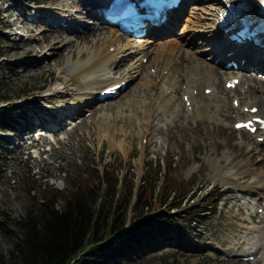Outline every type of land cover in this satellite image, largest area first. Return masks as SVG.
<instances>
[{
    "label": "rangeland",
    "instance_id": "obj_1",
    "mask_svg": "<svg viewBox=\"0 0 264 264\" xmlns=\"http://www.w3.org/2000/svg\"><path fill=\"white\" fill-rule=\"evenodd\" d=\"M34 1L33 3L32 0H0V63H8L10 66V69H4L2 72L5 81L3 89H7L13 95L18 93V97L12 102L24 109L21 117L18 118L19 125H15L19 130L18 134L13 137L7 131V139L11 143L7 146V150L11 152L6 153L1 162V223L8 217L17 219L24 213L29 200L27 185L24 182L28 177L33 181L31 185L34 194L41 193L44 183L65 189L73 176L83 175L92 168L102 170L107 167L110 171L117 172L121 180L119 186L122 183L129 185V180L138 184L142 177L154 173L150 164L153 163L155 167L160 161L162 164L160 179L166 170L170 176L181 177L192 183L194 191L199 195L209 191V194L221 193L222 197L217 201L215 209L199 225L194 238L185 235L186 238L177 245L162 247L133 261H124L120 264H263V257L255 261L241 259L243 254L248 253L242 248L246 245L245 238L242 237L245 234L244 230L254 226L261 227L264 231V218L256 214L255 207L248 203L252 200L250 197L252 193H248L245 187L242 189L228 181L212 179L211 175L213 161L217 160L216 164L220 168H225L229 165L227 163L230 157L233 158V163L250 159L257 170H264V144L245 131L234 130L232 128V122L235 120L234 112L230 111L225 112L228 116L226 119L222 117L211 119L209 116L213 111L197 119L180 117V114L171 119L170 115L162 113L159 131L148 137L145 136L149 132V128H146L148 119L145 116V108L158 104L160 110H164L160 102L162 88L153 85L152 77L148 85L144 84L145 86L141 85L143 82L141 79L134 77L115 98L108 101L94 100L89 104L78 105L76 110H71L73 99L78 96L84 97L83 93L89 92L78 74L63 70L64 63L59 64L58 61H54L58 47L57 40L49 46L41 35L54 34L46 30L54 20L56 25L66 24L63 32L55 30L58 31L55 34H58L59 38L69 36L72 39L75 32L67 30V23H73L75 27L79 24L92 27L99 23H93V19L83 12L84 9L80 5L81 12L76 15L83 17L74 21L73 19L78 17L73 14L71 17H64V20L68 19L67 22L63 20L59 22L57 18H63L62 8H59L61 5L50 4V0ZM197 4L204 6L213 3L206 0ZM22 7L28 10L27 14L23 13ZM205 11H208L207 8L198 12V15L201 13V19ZM193 14L188 11L168 37L181 39V36L189 32L188 30L201 35L199 24L191 22H197ZM27 17L30 20H27ZM100 26L110 27L105 24ZM105 30L104 28L101 31ZM84 42L88 44V48L91 46L90 39ZM181 44L184 48L189 46L185 42ZM109 50L112 52L113 46ZM58 52L62 50L59 49ZM206 56L208 60L209 57ZM66 58L65 55L64 61ZM128 59L112 70V74L119 75L114 80L122 77V69L130 62ZM251 72L243 70L246 74ZM150 73L154 77L155 67L150 68ZM251 74L254 76V73ZM225 76L226 74L221 76V83ZM257 78L264 80L260 76ZM22 87L27 93L20 94ZM138 87L140 89H137ZM247 87L248 83H241L237 89L243 90ZM174 91L175 88H171V92ZM90 94L94 95L95 91L90 90ZM230 98L229 94L226 97L229 106ZM136 99L139 100L138 106ZM177 100H181L180 93ZM212 100L209 94H205L201 102L213 105ZM107 103L111 105L116 103L120 106L121 112H116L115 107H108ZM97 107L102 109L97 110ZM43 109L47 112L43 113ZM65 111L67 114L64 117L67 122L78 117L82 120L70 130L62 128L56 131L49 139L42 137L36 140L38 134H34L28 140L22 133L21 129L27 130V135L34 131L39 123L37 116L42 117L46 114L57 118ZM100 111L110 114L109 118L104 120L106 122L99 121ZM85 112L89 114L84 115ZM63 123L66 124L65 121ZM105 123L106 125L108 123V129ZM162 134L166 136L165 141L161 139H164ZM30 142L36 149L28 150ZM41 149L48 151L38 155ZM165 162H172L174 165L168 170L164 165ZM242 176L237 178L238 183L243 185L251 181L250 174L246 173ZM11 229L10 224L7 226L0 224V251L3 253L11 247L17 234L15 228L13 229L15 233H12ZM235 250L241 251L234 255Z\"/></svg>",
    "mask_w": 264,
    "mask_h": 264
},
{
    "label": "trees",
    "instance_id": "obj_2",
    "mask_svg": "<svg viewBox=\"0 0 264 264\" xmlns=\"http://www.w3.org/2000/svg\"><path fill=\"white\" fill-rule=\"evenodd\" d=\"M4 69H10L8 63H0V172L9 152L6 131L16 133L17 117L23 113L12 102L19 94L3 89ZM20 89V94L27 93ZM161 165L151 163L154 173L138 184L129 180L119 186L117 172L92 168L73 176L65 189L44 183L39 194L33 193L28 177L24 213L4 219V224L0 220L12 226V233L17 231L7 252L0 251V264H120L177 245L185 235L194 238L219 194L199 195L192 183L166 170L160 179ZM164 165L170 170L174 164Z\"/></svg>",
    "mask_w": 264,
    "mask_h": 264
},
{
    "label": "bare ground",
    "instance_id": "obj_3",
    "mask_svg": "<svg viewBox=\"0 0 264 264\" xmlns=\"http://www.w3.org/2000/svg\"><path fill=\"white\" fill-rule=\"evenodd\" d=\"M50 1V4L61 5L59 8H62L61 15L63 18H57L58 21L64 20L65 16L71 17V15H76L81 12V10H79L80 4L78 0ZM192 1L194 3H198L203 0ZM203 8H207L208 11H205V15L201 19V13L198 15V12L202 11ZM180 9H182V6H180L178 10ZM216 10L217 7L212 4H204V6L193 5L189 12L194 13L193 17L197 18V22H193L191 19L190 21L193 24H199L201 28L198 29L202 34H196L188 30L189 32L186 34L184 33L185 35L181 36V39L168 37L174 32L173 27L178 23L175 14L177 11H171L169 13L166 22L159 28L155 29V36L152 34L153 36L144 39H137L133 42L130 41L132 39L131 37V39H128L116 32L115 29L100 26L99 24H95L92 27L79 24L81 31H78L73 23L69 24L67 30L75 32L73 39L69 36H65L63 38L60 37L62 38L60 39L59 35L55 34L58 31L55 30L63 32L64 28L59 25H51L46 30H49L50 33L54 34H43L41 35V38L49 46L57 40L58 44L56 45L58 47L56 50L57 52L54 54V61H58L59 64L64 63L63 70L69 72L74 71L75 74H78L83 79L84 87L89 92L83 93V95H85L84 97L78 96L74 98L71 110H76L78 105L89 104L96 99L93 94H90V90L95 91L96 94L97 91L104 87L114 85L118 83L119 80H127V84H129L134 77L141 79L143 81L141 85H144L151 81L150 78L152 77L153 85L160 86V88H162L160 92L162 94V99L160 102L162 103L164 110L161 111L158 104L150 108H145V116H147L148 119L146 122V128H149V132L145 134V136L148 137L159 131L158 128L161 127L159 122L162 113H167L171 116V119L179 114L180 117L183 116L184 118L197 119L199 116L213 111V114L209 116L211 119L215 117H222L223 119H226L228 116L225 112L230 111L234 112L235 120L246 118L248 116L264 114V80L257 78L258 72L264 73V49L258 48L257 46L253 47L248 43L246 46H243L244 48L236 46L233 54L231 56H227L226 52L228 51L225 49L228 46L224 40L225 36L219 34L216 28ZM65 12H67V14H65ZM83 12L85 14L90 13L89 10H83ZM61 15L59 17H61ZM77 17L78 18H74L73 20H79V17L83 16ZM69 20H71V18ZM64 21L67 22L68 19ZM88 21L89 20H86V22ZM92 22L97 23L96 20H93ZM76 26L79 27L78 25ZM104 28L106 30L102 32L101 30ZM28 32H30V30H28ZM87 39H90L91 46L89 45V48L88 44L84 42L87 41ZM182 42L188 43V48H190L188 49L182 47ZM205 42L207 44H204ZM112 46L114 48L111 52L109 48ZM72 47H74V49H72ZM229 47L232 48L233 46ZM59 49H61L62 52H58ZM206 51L207 53H205ZM65 55L67 57L66 61H64ZM206 55H209L211 59L206 60ZM143 57L147 58L145 63L142 62ZM230 57L239 59L244 58L245 63H239L238 68L253 66L256 67L257 72L255 71V75L253 76L251 73L246 74L236 71L232 67H226L225 63L230 59ZM127 58H129L128 60L130 62L125 65L124 69H122V77L118 80H114L119 77V75L112 74V70L125 63ZM146 67H148L147 70ZM151 67H155L156 70L154 77L150 73ZM163 70H166V72L164 73ZM225 74L227 76H225L223 82L221 83V76ZM230 75L240 78L239 85L241 83H248L247 89L244 88L243 90H240L239 88L238 90L237 87L234 89L226 88L225 83ZM182 85H184V87H182ZM204 86L212 88L209 96L213 98V105L201 102V99L205 95L202 90ZM171 88H175L173 93L171 92ZM137 89L140 88L138 87ZM194 89L196 90V94H193ZM179 93L181 100H177L179 98ZM229 94L231 95L230 106L226 103V97ZM184 95H187L190 100L191 110H189L184 101H182V97ZM234 98L239 99V105L236 108L232 103ZM129 101L130 100H128V102ZM131 102L134 103V100L131 99ZM135 102L138 106L139 100L136 99ZM245 105L249 107L257 106L258 110L254 114L246 113L242 110ZM101 106L102 108H105L104 105ZM107 106L111 108L115 107L116 112L121 110L120 106L116 103L113 105L107 103ZM102 108L97 107V110ZM136 109H138V107H136ZM67 111L59 114V117L63 118L67 114ZM99 113V119H101L99 121L101 122L110 116L107 112L100 111ZM36 119L41 125L54 127L48 119L39 116H37ZM106 126L108 129V123ZM162 136L164 137V139L161 138L162 141H165V134H162ZM255 136L264 137L262 132H259ZM232 159V157L229 158L227 163L229 165H226L225 168H220L216 164L217 160L213 161L212 179H220L225 182L228 181L229 183L239 186L242 189L245 187V189L248 190V193H252V196H250L252 199L250 201L252 205H255L256 208L262 207V202H264V170H257L253 166L254 163H252L250 159L239 160L244 162L236 161L237 164H235L236 162L233 163ZM246 173L250 174L251 181L248 184L243 185L238 183L237 178L243 177L242 175ZM244 232L245 234L242 235V237L245 238L244 244L246 245L242 246V248H245L248 253L243 255H250L253 254V252L261 253L264 264L263 229L261 227L252 226L250 228L248 227V229L246 228ZM260 244L263 245L259 246ZM240 251L241 250H235L234 255L239 254Z\"/></svg>",
    "mask_w": 264,
    "mask_h": 264
},
{
    "label": "snow or ice",
    "instance_id": "obj_4",
    "mask_svg": "<svg viewBox=\"0 0 264 264\" xmlns=\"http://www.w3.org/2000/svg\"><path fill=\"white\" fill-rule=\"evenodd\" d=\"M252 111H256V110L255 109H252ZM241 126H243V127H249L250 125H247V124L246 125H240V124L237 125V127H241Z\"/></svg>",
    "mask_w": 264,
    "mask_h": 264
}]
</instances>
